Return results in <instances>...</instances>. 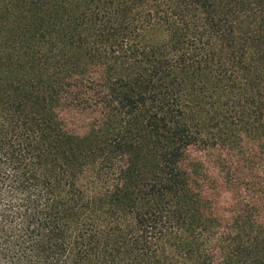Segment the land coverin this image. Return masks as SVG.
Returning <instances> with one entry per match:
<instances>
[{
	"label": "trees",
	"instance_id": "obj_1",
	"mask_svg": "<svg viewBox=\"0 0 264 264\" xmlns=\"http://www.w3.org/2000/svg\"><path fill=\"white\" fill-rule=\"evenodd\" d=\"M0 7V264H264V0Z\"/></svg>",
	"mask_w": 264,
	"mask_h": 264
},
{
	"label": "rangeland",
	"instance_id": "obj_2",
	"mask_svg": "<svg viewBox=\"0 0 264 264\" xmlns=\"http://www.w3.org/2000/svg\"><path fill=\"white\" fill-rule=\"evenodd\" d=\"M20 32L21 24L8 11L0 7V90L2 91L11 90V85L18 81V73L11 63V59L16 57L18 51L24 50ZM59 115L60 119H63H61L62 123L64 122L63 128L71 137L80 138L86 131L88 132L87 115L77 114L76 121L68 117L69 113L60 111ZM64 119H68V121H64ZM74 122L75 124H73Z\"/></svg>",
	"mask_w": 264,
	"mask_h": 264
}]
</instances>
